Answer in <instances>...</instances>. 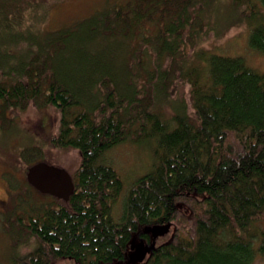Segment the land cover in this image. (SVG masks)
<instances>
[{
    "label": "trees",
    "instance_id": "16d2710c",
    "mask_svg": "<svg viewBox=\"0 0 264 264\" xmlns=\"http://www.w3.org/2000/svg\"><path fill=\"white\" fill-rule=\"evenodd\" d=\"M54 1L0 0V131L28 107L59 114L47 144H18L15 162L24 172L47 162L44 146L80 157L67 200L19 185L46 201L8 217L9 234L18 228L9 264H112L133 237L149 240L145 226L167 222L172 237L142 264L264 259V72L200 46L235 14L249 27L248 47L264 55V0H116L40 29ZM151 139V168L128 186L115 219L124 184L102 156ZM184 203L191 225L180 229ZM19 244L31 249L16 253Z\"/></svg>",
    "mask_w": 264,
    "mask_h": 264
},
{
    "label": "rangeland",
    "instance_id": "374dc122",
    "mask_svg": "<svg viewBox=\"0 0 264 264\" xmlns=\"http://www.w3.org/2000/svg\"><path fill=\"white\" fill-rule=\"evenodd\" d=\"M55 3L56 4L53 6H48L46 9L47 12H44V16L40 18V29L52 30L61 28L74 21L88 17L95 10L102 8L103 6H110L113 3H117V1L57 0ZM221 9L223 11L226 10L224 7ZM234 16L235 14L223 22L219 20L217 34L213 37L212 35L204 37L200 46L208 48L214 52L216 50L218 53L224 55L242 56L245 58L249 66L264 72V55L248 47V25L236 18L233 19ZM143 25L145 28L148 27L146 23ZM180 45L183 46L181 43ZM113 63L115 64L114 66L118 65L116 60L113 61ZM176 91L179 94L181 89L178 88ZM58 117L59 114L53 107L44 106L39 110L28 107L26 111L20 112V114L16 115L14 118L18 123V127L17 123H14L12 128L6 131H0V264H9L11 261L10 256L13 252L12 244L13 241L16 240V236L12 235L15 233V230L18 231V228H16L14 232L9 234L10 223L7 220L8 217H14L15 215L20 214L23 208H31L29 206L32 201H46V199H42V196L39 194H36L37 197H30L26 192H21L19 185L23 186L24 189L27 188L24 184L25 169L23 163H21L18 158L16 160L17 163L15 162V147L20 143L47 144V137L55 132ZM155 149L156 143L152 139L147 143L142 142L137 144L126 141L108 150L102 156L105 161L109 162L110 165L118 171L124 184L120 198L114 208L113 216L115 219H118L121 215L120 208L122 207V200L126 194L128 186H130L137 177L150 170ZM44 154L50 157V159L47 160V163L62 167L70 174H72L80 161L79 155L74 150L51 151L47 146H44ZM13 166L16 168H13ZM8 171L9 176L7 177L4 173ZM11 175H13L12 182L17 185V189L20 190L15 189L12 185L13 183L8 181V179L6 180V177L9 178ZM21 193L23 198L16 199L15 197ZM179 211L180 219L179 222L175 221L176 224L180 229H182L183 225L186 228H189L191 225V221L189 220V206L184 203L181 205ZM173 230L174 227H172V233ZM172 233L159 238L157 244L169 240ZM182 233L184 234V230ZM18 237L26 238L25 234L20 236V233L18 234ZM30 249V247L21 246V244H19L16 253L24 254ZM56 264L78 263L73 259L65 258L64 260H59ZM254 264H264V259H257Z\"/></svg>",
    "mask_w": 264,
    "mask_h": 264
},
{
    "label": "water",
    "instance_id": "95a60500",
    "mask_svg": "<svg viewBox=\"0 0 264 264\" xmlns=\"http://www.w3.org/2000/svg\"><path fill=\"white\" fill-rule=\"evenodd\" d=\"M25 180L39 193L61 200H67L74 192L72 176L66 169L42 161L26 169ZM171 227V222L145 226L142 233L150 237L149 243L143 238L133 237L124 259L112 264H142L155 249L157 238L167 234Z\"/></svg>",
    "mask_w": 264,
    "mask_h": 264
},
{
    "label": "bare ground",
    "instance_id": "6f19581e",
    "mask_svg": "<svg viewBox=\"0 0 264 264\" xmlns=\"http://www.w3.org/2000/svg\"><path fill=\"white\" fill-rule=\"evenodd\" d=\"M109 150H110V149H109ZM107 151H108V150H107ZM107 151H106V152H107ZM106 152H105V153H106ZM105 153H104V154H105ZM104 161H105V159H104ZM106 162H107V161H106ZM107 163H109V162H107ZM109 164H110V163H109Z\"/></svg>",
    "mask_w": 264,
    "mask_h": 264
},
{
    "label": "flooded vegetation",
    "instance_id": "af4514ba",
    "mask_svg": "<svg viewBox=\"0 0 264 264\" xmlns=\"http://www.w3.org/2000/svg\"><path fill=\"white\" fill-rule=\"evenodd\" d=\"M148 236V235H147ZM149 237V236H148ZM144 239V238H143ZM149 239V238H148ZM145 240V239H144Z\"/></svg>",
    "mask_w": 264,
    "mask_h": 264
}]
</instances>
